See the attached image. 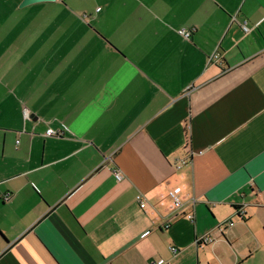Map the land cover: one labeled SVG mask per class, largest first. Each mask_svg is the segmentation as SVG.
<instances>
[{"label": "crops", "instance_id": "crops-1", "mask_svg": "<svg viewBox=\"0 0 264 264\" xmlns=\"http://www.w3.org/2000/svg\"><path fill=\"white\" fill-rule=\"evenodd\" d=\"M22 1L0 0V264H264V0Z\"/></svg>", "mask_w": 264, "mask_h": 264}, {"label": "built area", "instance_id": "built-area-1", "mask_svg": "<svg viewBox=\"0 0 264 264\" xmlns=\"http://www.w3.org/2000/svg\"><path fill=\"white\" fill-rule=\"evenodd\" d=\"M241 27L243 29V31L247 32L249 31V28L248 26L246 25L245 22H243L241 24ZM179 34H181L185 39H188L191 35V31H189L188 29H180L179 30ZM219 59V53L218 52H214L211 56H210V61H215ZM23 115L25 118H27L29 116L28 112L26 109L23 110ZM61 135V131L59 130H56V129H53V128H48L45 132H44V136L48 137V136H60ZM18 142V141H16ZM192 155V153L190 154V156ZM187 158L188 157H185L184 159H180L178 160V163H175V166L177 168L181 167V165L187 163ZM114 176L117 180H120L122 178V175L119 171H114ZM181 191H182V188L180 186H176L172 189H170L167 193V197L169 198V200L171 201L172 203V207L173 209L176 211V212H180L181 214H183V216H185L187 219L191 220V221H194V216L191 212L187 211V212H184L182 211L183 209V201H182V198H181ZM9 196L6 195V198H8ZM136 199V202L138 203L139 207L140 208H145L146 207V199L144 198V196L142 195V193H138L135 197ZM196 202L195 199H191L190 201V204L194 205ZM236 213L239 217H243L244 214H245V210L243 207H240V208H237L236 209ZM170 223L169 222H166L163 227H168ZM224 224L226 223H223L221 225H219L215 231H222L223 227H224ZM227 224H230L229 222ZM214 232H209V233H206V234H203L199 237H197L195 239V242L197 244H204V243H213L214 241H216V237L213 235ZM169 249L172 251V252H177V248L174 247V246H170ZM165 263V260L160 258L158 259L156 262H154L153 264H164Z\"/></svg>", "mask_w": 264, "mask_h": 264}, {"label": "water", "instance_id": "water-1", "mask_svg": "<svg viewBox=\"0 0 264 264\" xmlns=\"http://www.w3.org/2000/svg\"><path fill=\"white\" fill-rule=\"evenodd\" d=\"M38 1H46V0H23L21 5L24 6V5H27L33 2H38Z\"/></svg>", "mask_w": 264, "mask_h": 264}]
</instances>
